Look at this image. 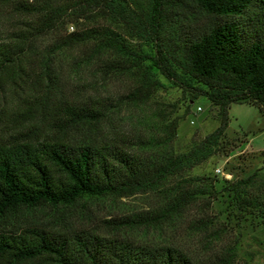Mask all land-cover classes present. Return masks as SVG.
I'll return each mask as SVG.
<instances>
[{"label":"rangeland","instance_id":"rangeland-1","mask_svg":"<svg viewBox=\"0 0 264 264\" xmlns=\"http://www.w3.org/2000/svg\"><path fill=\"white\" fill-rule=\"evenodd\" d=\"M16 0H0V39L18 31L24 15L13 8ZM29 1V0H28ZM132 22H112L99 16L67 22L38 36L18 65L0 73V136L20 134L60 137L71 144L123 139L128 143L157 136L159 124L176 122L167 146L142 150L162 158L184 153L218 124L217 107L203 96L191 99L161 75V87L144 100L131 92L140 83L147 60L115 51L89 56L92 43L50 44L70 32L97 26L117 32L138 53L153 51L151 40L134 25L141 20L148 0H126ZM162 40H175L202 31L214 17L189 0H164ZM99 101L105 117L81 123L57 114L64 103ZM227 126L216 151L200 163L167 176L156 188L125 197L106 195L81 198L71 205H39L21 209L23 224L52 231H86L150 246H171L193 264H264V106L230 103ZM65 119H59L63 118ZM139 146L132 150L139 151ZM248 179L247 184L238 183ZM239 185L240 203L229 189ZM182 197L181 204L175 201ZM140 215L114 221L124 216Z\"/></svg>","mask_w":264,"mask_h":264},{"label":"trees","instance_id":"trees-1","mask_svg":"<svg viewBox=\"0 0 264 264\" xmlns=\"http://www.w3.org/2000/svg\"><path fill=\"white\" fill-rule=\"evenodd\" d=\"M211 21L194 35L160 38L165 27L164 0H148L141 20L134 24L151 40L153 51L138 54L108 27L91 26L70 32L50 46L92 43L89 56L115 51L147 60L141 80L131 92L144 100L161 87V75L191 99L205 97L217 107V126L184 153L156 158L141 154L167 146L176 122L159 124L157 136L128 143L107 139L99 143L71 144L43 135L0 136V264H193L171 246H150L122 238L102 237L86 231L62 233L36 224H23L18 212L39 205H71L81 198L106 195L125 197L156 188L167 176L188 169L216 151L228 122L230 103L264 106V0H189ZM13 8L24 15L21 28L0 39V73L17 66L21 56L40 35L79 18L99 16L112 22H132L126 0H16ZM99 101L64 103L57 114L81 123L104 119ZM59 119H65L59 118ZM139 151L132 146H139ZM242 179L238 183L247 184ZM240 203L239 185L230 184ZM175 201L181 204L182 197ZM140 215L124 216L114 221Z\"/></svg>","mask_w":264,"mask_h":264}]
</instances>
